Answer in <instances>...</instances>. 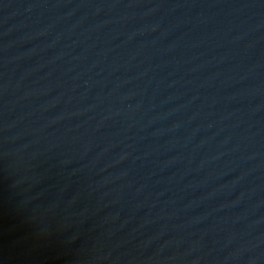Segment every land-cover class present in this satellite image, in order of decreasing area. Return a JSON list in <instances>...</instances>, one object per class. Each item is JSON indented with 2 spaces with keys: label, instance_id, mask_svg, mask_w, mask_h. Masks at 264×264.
<instances>
[{
  "label": "water",
  "instance_id": "1",
  "mask_svg": "<svg viewBox=\"0 0 264 264\" xmlns=\"http://www.w3.org/2000/svg\"><path fill=\"white\" fill-rule=\"evenodd\" d=\"M0 264H264V0H0Z\"/></svg>",
  "mask_w": 264,
  "mask_h": 264
}]
</instances>
